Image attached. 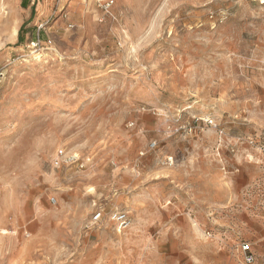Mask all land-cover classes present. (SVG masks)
<instances>
[{
  "label": "rangeland",
  "instance_id": "rangeland-1",
  "mask_svg": "<svg viewBox=\"0 0 264 264\" xmlns=\"http://www.w3.org/2000/svg\"><path fill=\"white\" fill-rule=\"evenodd\" d=\"M263 212L264 0H0V264H264Z\"/></svg>",
  "mask_w": 264,
  "mask_h": 264
},
{
  "label": "built area",
  "instance_id": "built-area-1",
  "mask_svg": "<svg viewBox=\"0 0 264 264\" xmlns=\"http://www.w3.org/2000/svg\"><path fill=\"white\" fill-rule=\"evenodd\" d=\"M156 146H157L156 143L151 144L152 149H154ZM54 160H55L56 165L59 167L60 166L62 167L65 164H71V165L76 164L79 166L80 169L84 168L83 161L80 158H78L75 155L65 157V153L63 150L58 151ZM261 218L264 222V212H263V216L261 215ZM103 219H104V211L98 210L94 213V215L92 217V223L98 224V223L102 222ZM110 220H111V222H113L115 224V226L117 227V229L119 231H126L127 229L130 228L131 223H132L128 213L123 212V211L111 212L110 213ZM241 246H242L241 249H242L243 253L245 254V263L246 264H254L255 256L251 250V246L246 242L243 243Z\"/></svg>",
  "mask_w": 264,
  "mask_h": 264
},
{
  "label": "trees",
  "instance_id": "trees-1",
  "mask_svg": "<svg viewBox=\"0 0 264 264\" xmlns=\"http://www.w3.org/2000/svg\"><path fill=\"white\" fill-rule=\"evenodd\" d=\"M19 38H20V41H22L24 39V31H23V28L20 31Z\"/></svg>",
  "mask_w": 264,
  "mask_h": 264
},
{
  "label": "bare ground",
  "instance_id": "bare-ground-1",
  "mask_svg": "<svg viewBox=\"0 0 264 264\" xmlns=\"http://www.w3.org/2000/svg\"><path fill=\"white\" fill-rule=\"evenodd\" d=\"M46 56H48L47 53H46ZM43 57H44V55L43 56H40V55H35L34 56L35 59H40V60H42Z\"/></svg>",
  "mask_w": 264,
  "mask_h": 264
},
{
  "label": "crops",
  "instance_id": "crops-1",
  "mask_svg": "<svg viewBox=\"0 0 264 264\" xmlns=\"http://www.w3.org/2000/svg\"><path fill=\"white\" fill-rule=\"evenodd\" d=\"M252 250V249H251ZM253 252V251H252Z\"/></svg>",
  "mask_w": 264,
  "mask_h": 264
}]
</instances>
